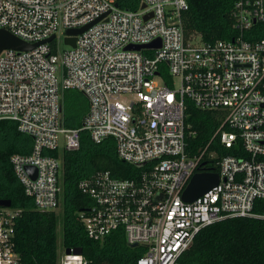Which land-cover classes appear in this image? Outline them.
Instances as JSON below:
<instances>
[{"label":"built area","instance_id":"2783aa9c","mask_svg":"<svg viewBox=\"0 0 264 264\" xmlns=\"http://www.w3.org/2000/svg\"><path fill=\"white\" fill-rule=\"evenodd\" d=\"M186 9V0H143L136 10L117 0H0V29L41 42L0 51V119L14 120L33 138L31 153L11 156L15 174L37 210H56L62 160L44 152L78 149L82 130L95 142L114 137L118 156L142 171L118 178L100 170L81 179L79 188L93 204L79 219L93 239L121 228L129 244L145 246L136 264H179L205 226L262 216L254 207L264 200V37L247 33L264 24V0H236L235 36L211 42L186 37ZM90 23L79 34L67 33ZM61 35L70 48L58 53ZM73 37L75 46L66 42ZM66 89L89 100L81 128L64 124ZM126 95L132 99L123 102ZM187 100L225 115L209 143L192 154ZM214 139L245 154L219 157ZM197 172H216L219 182L187 202L183 191ZM21 211L0 206V264H25L15 245ZM66 250L56 264H87L83 253Z\"/></svg>","mask_w":264,"mask_h":264},{"label":"trees","instance_id":"16d2710c","mask_svg":"<svg viewBox=\"0 0 264 264\" xmlns=\"http://www.w3.org/2000/svg\"><path fill=\"white\" fill-rule=\"evenodd\" d=\"M142 1L117 0L120 7L132 10L138 9ZM186 1L188 9L182 12L181 19L188 39L200 37L211 42L235 36L233 9L236 0ZM247 36L250 39L264 37V24H255ZM62 103L64 124L81 128L89 109L88 98L81 91L66 89ZM187 104V131L194 132L187 135V150L192 154L209 143L225 115L218 110L198 108L191 100H187ZM223 128L230 129L226 124ZM81 135L78 149L57 148L44 152L62 160V210L40 211L33 198L25 193L11 162L13 154L31 153L33 138L21 132L14 120L0 119V198L11 199L13 207L22 209L15 223V245L25 264H56L63 248H81L87 264H136L146 251L143 245L129 244L121 228L102 240L88 236L79 212L89 208L93 200L79 188L80 180L100 170H108L118 178H134L142 168L118 156L114 137L95 142L87 130H82ZM210 145L219 150V157L237 154V147L226 148L218 139ZM254 212L262 216L229 217L202 228L178 258L179 264H264V200L255 202ZM60 221L61 248L58 242Z\"/></svg>","mask_w":264,"mask_h":264},{"label":"water","instance_id":"95a60500","mask_svg":"<svg viewBox=\"0 0 264 264\" xmlns=\"http://www.w3.org/2000/svg\"><path fill=\"white\" fill-rule=\"evenodd\" d=\"M142 7H145V4H143ZM90 25H92V23L85 25L83 27H80V28L68 29L67 33L74 34V35L79 34L82 31H84L87 27H89ZM53 38H54V35L43 40L42 42L51 41ZM75 40H76L75 37L66 38V42H70L73 46H75ZM39 43L41 42L33 43V44L28 43L20 39L19 37H17L10 31H8L7 29H0V51L7 47L19 49V50H27V49H31L35 47ZM153 44L154 42L149 43V44H142V45H130L128 47L140 49L143 47L151 46ZM27 169L28 171L32 173L34 177H36L37 168L35 166L30 165L27 167ZM218 182H219V174L216 172H197L192 176L186 188L184 189L183 199L187 202H192L195 199H197L199 196L206 193L213 186L217 185ZM11 205H12L11 199L0 198V206H11ZM132 245L136 246L137 243H134ZM71 251H72L71 248H67L66 250L67 253H70ZM73 251L75 253H82L81 248H73Z\"/></svg>","mask_w":264,"mask_h":264},{"label":"rangeland","instance_id":"374dc122","mask_svg":"<svg viewBox=\"0 0 264 264\" xmlns=\"http://www.w3.org/2000/svg\"><path fill=\"white\" fill-rule=\"evenodd\" d=\"M58 53H62L63 49H67V48H70V46L68 44H66L64 42V36H60L59 38V43H58ZM122 101L123 102H128L130 99H132V95H126V96H122ZM61 207L59 205V207L56 209V211L58 212H61ZM60 219H62V216H60ZM58 242H59V245H60V248H61V242H62V222L60 221V224H59V238H58Z\"/></svg>","mask_w":264,"mask_h":264}]
</instances>
